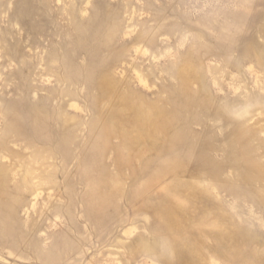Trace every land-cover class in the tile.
Instances as JSON below:
<instances>
[{
	"label": "rangeland",
	"instance_id": "obj_1",
	"mask_svg": "<svg viewBox=\"0 0 264 264\" xmlns=\"http://www.w3.org/2000/svg\"><path fill=\"white\" fill-rule=\"evenodd\" d=\"M0 264H264V0H0Z\"/></svg>",
	"mask_w": 264,
	"mask_h": 264
},
{
	"label": "bare ground",
	"instance_id": "obj_2",
	"mask_svg": "<svg viewBox=\"0 0 264 264\" xmlns=\"http://www.w3.org/2000/svg\"><path fill=\"white\" fill-rule=\"evenodd\" d=\"M163 183H164V182H163ZM164 184H165V183H164ZM161 186H162V185H161ZM161 186H160V187H161ZM236 234H237V232H236Z\"/></svg>",
	"mask_w": 264,
	"mask_h": 264
}]
</instances>
